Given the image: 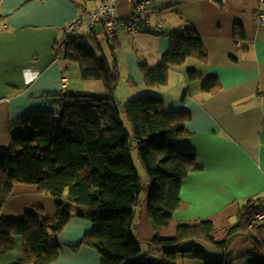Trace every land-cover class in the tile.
Returning <instances> with one entry per match:
<instances>
[{
	"label": "crops",
	"instance_id": "crops-1",
	"mask_svg": "<svg viewBox=\"0 0 264 264\" xmlns=\"http://www.w3.org/2000/svg\"><path fill=\"white\" fill-rule=\"evenodd\" d=\"M108 2L116 4L119 18L132 17L130 0H0V153L10 149L12 129L23 117L55 108L54 95L77 91L73 85L77 79L71 73L74 65L68 66L65 49L58 47L68 25L81 19L78 35L91 48L100 47L112 62L105 54L108 44L103 25L91 26L95 9ZM260 11L264 13V0H224L222 5L216 0H152L150 24L144 31L132 37L121 27L115 55L127 94L121 93L125 98L121 100L118 86L117 101L151 94L162 99L166 112L188 113V136L175 144L194 153L198 164V170L183 182L181 204L172 213L170 226L150 227V235L143 240L140 224L134 228L135 237L147 247H142L143 254L149 253L147 241L157 236L173 238L179 225L201 221L213 222L214 238L223 242L251 200L258 208L264 205V26L258 22ZM185 28L198 33L206 61L189 58L170 69L166 86L148 88L139 65L156 67L170 52L172 32ZM192 73L197 78H191ZM210 78H216L220 86L213 93L203 90ZM95 91L102 94V85ZM28 213L40 221L54 218L57 201L39 194L34 185H18L2 215L20 221ZM95 228L87 219H72L57 236L61 251L52 264H102L97 250L76 248ZM168 233L174 236L165 237ZM13 243L12 250L0 255V264L23 258V237L16 235ZM203 248L214 260L224 257L210 246ZM228 255L233 264L259 261L246 237L238 238ZM178 263L204 264L185 255Z\"/></svg>",
	"mask_w": 264,
	"mask_h": 264
},
{
	"label": "trees",
	"instance_id": "trees-1",
	"mask_svg": "<svg viewBox=\"0 0 264 264\" xmlns=\"http://www.w3.org/2000/svg\"><path fill=\"white\" fill-rule=\"evenodd\" d=\"M101 25L112 62L100 47L91 48L86 38L78 35L79 30L73 36L64 33L58 47L65 49L69 67L80 68L82 80L100 82L104 92L54 95L55 108L23 117L12 129L10 149L0 153V255L12 250L13 238L19 235L24 239V255L13 264H52L61 251L57 236L74 218L96 224L76 248L97 250L102 264H179L182 255L204 264H233L228 253L241 237L248 238L256 254L264 252V226L249 227L258 210L256 201L251 200L223 242H216L213 222L201 221L179 225L173 238L157 236L147 241L149 253L143 254V243L134 233L135 209L146 201L154 227L168 228L172 213L180 207L184 180L198 170L196 155L175 144L188 136L186 123L190 115L166 112L162 99L151 94L125 103L117 101L121 75L115 52L119 40L111 42ZM171 38L170 52L156 67L139 65L148 88L166 86L170 69L182 66L189 58L206 61L205 49L194 29L172 32ZM190 77L197 75L192 73ZM219 88L216 78L203 84L208 93ZM133 150L153 185L145 200L141 196L148 182L136 173ZM18 185H34L39 194L55 199L56 217L40 221L28 213L20 221L5 218L3 207ZM204 246L224 257L212 259ZM157 249L159 254L154 253ZM256 264L262 263L259 260Z\"/></svg>",
	"mask_w": 264,
	"mask_h": 264
},
{
	"label": "built area",
	"instance_id": "built-area-1",
	"mask_svg": "<svg viewBox=\"0 0 264 264\" xmlns=\"http://www.w3.org/2000/svg\"><path fill=\"white\" fill-rule=\"evenodd\" d=\"M133 7V15L128 19L118 17L117 6L114 2L103 3L99 5L92 14L91 26L101 22L104 24L105 34L113 42L120 35L121 27H125L128 34L132 37L137 36L145 30L150 24L149 6L152 0H130ZM258 22L264 26V13L258 14ZM82 20L76 19L66 27L64 33L67 36H73L81 27ZM161 28L162 25L160 24ZM65 84V82H64ZM264 226V205H261L250 223V228H258ZM259 260L264 264V252L258 254Z\"/></svg>",
	"mask_w": 264,
	"mask_h": 264
},
{
	"label": "rangeland",
	"instance_id": "rangeland-1",
	"mask_svg": "<svg viewBox=\"0 0 264 264\" xmlns=\"http://www.w3.org/2000/svg\"><path fill=\"white\" fill-rule=\"evenodd\" d=\"M104 48L106 50L105 51V54H108L109 53L107 56H110L111 57V50H110L109 46L106 45V46H104ZM71 73L77 79V81H76L77 83H74L73 82L74 83L73 85L75 87V90H77L78 92H82V93H85V94H94L96 92L95 90H97V88L101 85V83L98 82V81H84V80H82L81 73H80V68L78 66H76V65H74L73 68L71 69ZM119 86H120L119 87V92L120 93H119L118 96H119V98L121 100H125L124 96H126V94H127V89H126L127 84H125L124 82H121L119 84ZM121 93L124 96L123 95H120ZM125 119H126V117L123 116L124 123L127 126L128 123L126 122ZM132 157H133V161H134L136 173L140 176V178L144 182H148V176H147L145 170L143 169L141 163L139 162V159H138L137 151L136 150H133L132 151ZM152 186H153L152 183L151 182H148L147 187H146V193H144L141 196V198L143 200H145L147 198V196L151 193ZM135 215H136V223L137 224H140L139 225V233H140L139 235H140V238L143 240V239L147 238V236L150 235V231H151L150 230V227L151 228L154 227V225L152 223V220H151V218H150V216L148 214V204H147L146 201H144L140 206H138L135 209ZM166 236H168V237L169 236H174V234L173 233H168V234L165 235V237ZM142 247H143L144 250H147V247L145 245H142Z\"/></svg>",
	"mask_w": 264,
	"mask_h": 264
},
{
	"label": "water",
	"instance_id": "water-1",
	"mask_svg": "<svg viewBox=\"0 0 264 264\" xmlns=\"http://www.w3.org/2000/svg\"><path fill=\"white\" fill-rule=\"evenodd\" d=\"M217 3H219L220 5H222V3L224 2V0H216Z\"/></svg>",
	"mask_w": 264,
	"mask_h": 264
}]
</instances>
